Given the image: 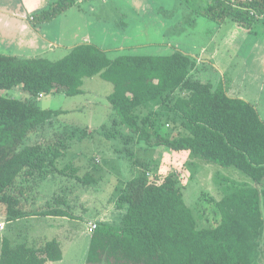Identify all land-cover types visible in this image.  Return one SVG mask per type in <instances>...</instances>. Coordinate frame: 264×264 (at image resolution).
Masks as SVG:
<instances>
[{"label": "trees", "instance_id": "obj_1", "mask_svg": "<svg viewBox=\"0 0 264 264\" xmlns=\"http://www.w3.org/2000/svg\"><path fill=\"white\" fill-rule=\"evenodd\" d=\"M74 5V0H58L55 6L34 12V23L54 21ZM197 12L219 25L232 20L248 28L264 20V0H208ZM194 69V61L180 50L110 59L105 50L89 43L75 46L55 62L0 55V91L20 88L28 95L22 100L0 94V216L8 223L31 217L76 220L69 210L49 202L45 207L29 206L25 198L26 187L35 191L48 177L69 169L59 166L68 143L59 137L32 146L26 141L62 113L39 108L40 94L82 95L84 80L99 76L114 87L108 100L119 121H113V128L124 125L136 135L140 154L134 161L136 175L119 199V207L127 205L126 212L118 225L97 224L85 264H264V189L260 188L264 122L254 105L230 97L223 83L215 89L195 79ZM177 91L185 94L174 99ZM155 101H170L174 129L183 132L162 133L161 123L136 113ZM158 147L190 151L221 167L235 168L252 184H222L223 196L215 203L219 222L200 227L175 177L151 174L150 159L142 153ZM73 172L71 178L84 185L95 182L90 173L79 177ZM61 247L57 239L31 247L11 246L4 238L0 264L59 262Z\"/></svg>", "mask_w": 264, "mask_h": 264}, {"label": "rangeland", "instance_id": "obj_2", "mask_svg": "<svg viewBox=\"0 0 264 264\" xmlns=\"http://www.w3.org/2000/svg\"><path fill=\"white\" fill-rule=\"evenodd\" d=\"M31 1L0 0V6L21 14L25 10L26 22L38 32L42 30L50 40L67 45L89 40L105 50L110 59L135 53L169 55L180 50L194 61L195 79L209 83L215 89L223 83L230 97L244 98L253 104L264 122V20L256 22L252 29L234 25L237 22L232 20H227L220 28L221 25L197 12L208 0H74L76 7L62 13L52 23L40 26L34 23L33 12L55 6L58 0ZM101 4L107 11L94 10ZM98 18L102 19V24ZM0 19V55L45 57L53 62L67 55L66 48L51 46L38 37L33 38L32 46L17 44L8 37L4 27L9 17L0 14ZM18 22L17 19L9 22L13 24L16 36L20 33ZM219 28V37L213 39ZM83 89L82 95L59 93L36 98L39 108L62 113L54 116L38 136L28 138L26 145L45 144L58 140V137L65 140L69 148L65 149L60 160V168L69 169L64 171L66 175L48 177L35 191L28 187L25 190L27 205L45 207L49 202L75 216L81 215L83 222L65 219L56 221L55 226L59 228L51 225L49 229V225L38 227L41 222L35 225L37 218L32 222L21 220L7 225L5 217L0 216V222L7 225V230L0 232V255L2 240L6 235L11 237V232H19L22 242L30 241L33 245L37 236L45 232L58 237L64 252L62 264H84L91 238L87 231L89 224L102 221L118 225L121 215L126 212L127 205L119 207V199L127 181L136 175L134 161L140 154L137 136L124 125L113 128V121H119V118L108 100L114 89L112 84L96 76L85 79ZM0 94L22 100L28 97L20 88L0 91ZM184 94L177 91L174 99ZM169 102L155 101L139 108L136 113L140 117L150 115L151 120L161 123L162 133L179 134L183 131L174 129ZM108 133L112 136L108 137ZM142 156L150 159L151 174L175 177L200 227H212L219 222L215 203L223 196L222 184L231 181L252 184L251 179L239 170L221 167L190 151L173 152L158 147L148 149ZM73 169L79 177L92 174L95 182L84 185L71 178ZM260 188L264 189V184ZM62 200L68 204L57 203ZM85 219L89 221L87 226ZM83 229H86L85 233Z\"/></svg>", "mask_w": 264, "mask_h": 264}, {"label": "crops", "instance_id": "obj_3", "mask_svg": "<svg viewBox=\"0 0 264 264\" xmlns=\"http://www.w3.org/2000/svg\"><path fill=\"white\" fill-rule=\"evenodd\" d=\"M29 2L30 3H32V1L31 0H29ZM34 3V2H33ZM102 3L104 4V3H107V1H105V2H103L102 1ZM76 4V3H75ZM74 7H76L75 5L72 7V8H74ZM40 8H41V5H40ZM72 8H70V9H72ZM69 9V10H70ZM101 10V9H103V10H105V11H107V8L106 7H104V6H102V4L100 5V8H96V7H94V10L95 11H97V10ZM39 10V9H38ZM26 11L25 10H23V13L21 14L20 12H18V11H15V10H13V11H10V9H8L7 7H1L0 6V14H2V15H6V16H8L9 17V22H10V20L11 21H13V20H15V19H17L19 22H18V24H17V26H19V30H20V33H19V36H16L14 33H13V24H11V23H9V22H7L6 24H5V28L7 29V31L8 32H10V33H8L7 32V34L9 35L8 37L10 38V39H12V40H16V43L18 44V43H22V44H26L27 46H32V44H33V38H36L37 39V37L38 38H40L41 40H43L44 42H46V43H48V44H50L51 46H54V47H60V48H66L67 50H68V53H69V51L72 49V48H74L75 46H77V45H79V44H84V43H89V44H94V42H92V41H74V42H72V43H69L68 45L67 44H65V43H62V42H58V41H56V40H50V37L49 36H47L46 35V33H44L42 30L41 31H37L36 29H35V27H33V26H31L29 23H27L26 22V19H24V13H25ZM67 12V11H66ZM65 12V13H66ZM34 13V12H33ZM63 15V14H62ZM61 15V16H62ZM60 16V17H61ZM59 18V17H58ZM1 20V19H0ZM56 20V19H55ZM98 20L100 21L99 23L100 24H102L103 23V21H102V19H99L98 18ZM49 23H52V21L51 22H49ZM46 24H48V23H44V24H42L41 26H44V25H46ZM223 25H225V24H222L221 26H220V28L223 26ZM234 25H239V26H242V25H240V24H237V23H235ZM253 25H255V24H253ZM244 27V26H243ZM220 28L218 29V31H217V34H215L214 36H213V39H215V38H217V37H219V35H220ZM247 28V27H246ZM253 28V26L252 27H248V29H252ZM10 29H12V30H10ZM22 33V34H21ZM95 45V44H94ZM51 46H49V47H51ZM48 47V48H49ZM51 48H49V50H50ZM66 51V50H65ZM45 53V51L43 52V54ZM67 53V54H68ZM46 54L47 53H45L44 54V56H46ZM66 56V55H65ZM64 56V57H65ZM15 57H18V56H15ZM18 58H21V57H18ZM43 58H45V57H43ZM218 69H219V71L221 72V73H223V71L218 67ZM194 72V70L191 72V76H194L195 75V73H193ZM198 80V79H197ZM226 90H227V94H228V89L226 88ZM241 99H244V98H241ZM245 100V99H244ZM253 105V104H252ZM255 107V106H254ZM59 166H60V164H59ZM61 169V168H60ZM34 218H37L38 220L35 222V225L36 224H38V222H41L39 225H38V227H41V226H47V225H49V226H47L49 229H51L52 228V226H54V227H56V228H59L58 226H55L58 222H56V221H63V220H65V219H67V218H58V217H42L43 219H39V217H31V218H28V219H25L26 221L28 220V221H30V222H32L33 220H34ZM94 220H97V218H93ZM32 220V221H31ZM67 220H72V219H67ZM76 220L77 221H81V222H83L82 220H83V217H81V215H79V216H76ZM18 221H21V220H18ZM18 221H15V222H18ZM85 225L87 226V222H89L88 220H86L85 219ZM8 224H14V222H10V223H7V225ZM7 225H5V230L3 231V232H5L6 230H7ZM52 225V226H51ZM85 231H86V229H85ZM85 231H84V229H83V232L85 233ZM2 232V233H3ZM79 232H80V229H79ZM10 235H12L11 237L8 235H6L5 236V238H7L9 241H10V243H11V246H16V245H18V244H23V243H27L29 246H31V247H38V246H41V245H43L45 242H48V241H51V240H53V239H58V237H55V235L54 234H50V233H42V234H39L38 236H37V239H35L36 240V242H35V245H33V243H31L30 241H24V242H22L23 241V238L21 237V236H19V232L18 233H15V234H12V232L10 233ZM34 235V234H33ZM15 236V237H14ZM17 236H19V237H17ZM20 241V242H19ZM60 242V241H59ZM62 246V245H61ZM62 248V247H61ZM62 252H63V249H62ZM86 257H87V255L85 254V256H84V260L86 261ZM64 262V252H63V259L61 260V261H59V262H48L47 264H50V263H58V264H62ZM85 264V263H84Z\"/></svg>", "mask_w": 264, "mask_h": 264}, {"label": "built area", "instance_id": "obj_4", "mask_svg": "<svg viewBox=\"0 0 264 264\" xmlns=\"http://www.w3.org/2000/svg\"><path fill=\"white\" fill-rule=\"evenodd\" d=\"M40 96L42 97L43 95L40 94ZM97 227H98L97 223H90L87 231L90 234H92L97 229ZM4 230H5V224L3 222H0V232H3Z\"/></svg>", "mask_w": 264, "mask_h": 264}, {"label": "clouds", "instance_id": "obj_5", "mask_svg": "<svg viewBox=\"0 0 264 264\" xmlns=\"http://www.w3.org/2000/svg\"><path fill=\"white\" fill-rule=\"evenodd\" d=\"M40 96V95H39ZM41 97V96H40ZM43 97V96H42Z\"/></svg>", "mask_w": 264, "mask_h": 264}]
</instances>
